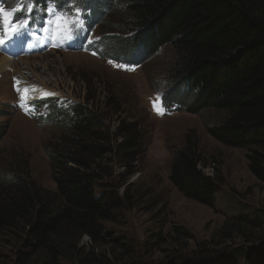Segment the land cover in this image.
I'll list each match as a JSON object with an SVG mask.
<instances>
[{
    "label": "trees",
    "instance_id": "16d2710c",
    "mask_svg": "<svg viewBox=\"0 0 264 264\" xmlns=\"http://www.w3.org/2000/svg\"><path fill=\"white\" fill-rule=\"evenodd\" d=\"M97 1L90 6L98 28L116 10L101 29L116 35L106 37L109 43H128L131 51L148 56L167 46L175 50L178 79L196 93L187 111L223 114L218 124L207 126L208 134L226 147L246 150L249 171L264 185V0H99L102 7ZM20 6L13 17L19 22L29 16L26 3ZM110 101L112 107L90 95L71 108L52 105L47 122L60 135L46 153L55 190L40 184L28 163L0 185V246L8 241L16 247L13 264H112L105 249L107 226L146 193L129 183L141 172L146 135L141 122L123 118L115 97ZM172 155V186L213 208L223 180L204 174L196 132ZM243 211L226 220L219 241L208 246L193 249L194 238L173 226L170 234L155 235L150 247L176 246L162 264H264V211ZM237 241L244 243L233 247ZM114 243L125 254L133 250L126 238ZM220 254L228 261L214 263Z\"/></svg>",
    "mask_w": 264,
    "mask_h": 264
},
{
    "label": "rangeland",
    "instance_id": "374dc122",
    "mask_svg": "<svg viewBox=\"0 0 264 264\" xmlns=\"http://www.w3.org/2000/svg\"><path fill=\"white\" fill-rule=\"evenodd\" d=\"M21 1L10 0L5 11L12 12ZM70 2L80 7L83 15L87 6L91 7L92 0ZM97 2L101 7L105 6L103 2ZM115 11L112 10L102 20V25ZM102 25L94 27L92 36L95 41H102L99 51L88 49L87 53H60L58 49L36 52L21 58L27 60L34 70L24 76V80L14 77L11 81L9 74L0 75V185L22 164L28 163L33 177L46 189L55 190L46 153L48 144L55 142L60 135L58 129L47 122L52 105L61 110L59 100L63 101V106L72 107L85 104L86 96L94 95L112 107L114 104L110 99L115 97L116 104L126 112L123 118L136 119L144 126L146 142L141 172L129 183H134L136 189L146 193L136 205L118 213V223L107 226L109 235L105 249L112 264H162L176 246L150 247L155 235L162 233L164 236L171 233L173 226L182 227L194 238L191 247L199 249L200 245L208 246L213 240L218 242L225 221L243 213V208L264 211V185L249 171L247 151L226 147L207 132V126L218 124L223 114L206 111L196 116L187 111L196 93L188 90L178 79L175 50L167 46L154 56L140 50L131 51L128 43H109L107 36L113 38L116 35H106L101 30ZM14 34V31L8 33L7 39ZM8 52L15 54V50ZM15 60L18 65L19 59ZM18 84L42 88L44 94L52 97L45 101L50 106L48 118V114H41L43 120L36 118L34 113H30L31 108L25 109L24 99L18 108L21 98L15 86ZM105 94L110 95L104 97ZM110 126L114 128V124ZM193 131L200 139L204 174L223 180L213 208L186 199L169 181L172 152L182 148L185 136ZM116 238L129 240L132 252L125 254L114 243ZM84 243H89L88 238ZM232 243L236 247L244 242ZM99 251L95 250L94 255ZM14 252L16 247L3 241L0 264H13L11 256ZM221 255L214 257L213 262L228 261L229 256Z\"/></svg>",
    "mask_w": 264,
    "mask_h": 264
},
{
    "label": "snow or ice",
    "instance_id": "6c2138e0",
    "mask_svg": "<svg viewBox=\"0 0 264 264\" xmlns=\"http://www.w3.org/2000/svg\"><path fill=\"white\" fill-rule=\"evenodd\" d=\"M22 2L26 3L27 13H31L34 8L37 13H46V30H50L54 33L59 32L61 35L67 36L73 29L83 27L84 25L81 8L72 2L62 4L61 0H45L43 7L38 6L36 0H22ZM83 2L84 0H81V3ZM73 8L74 12L72 11ZM21 10L23 9L20 5L14 8L12 12H6L0 7V35H3L4 33L10 34L11 32L16 31L18 27H22L28 23V19L25 18L19 25L10 27L11 16L16 11ZM40 19L41 17L37 15V23L40 22ZM17 91L19 92L20 89H17ZM21 99H23V97H21Z\"/></svg>",
    "mask_w": 264,
    "mask_h": 264
},
{
    "label": "bare ground",
    "instance_id": "6f19581e",
    "mask_svg": "<svg viewBox=\"0 0 264 264\" xmlns=\"http://www.w3.org/2000/svg\"><path fill=\"white\" fill-rule=\"evenodd\" d=\"M15 60V59H14ZM17 61H13L4 56H0V75H8L11 78V81L14 77H19V79L24 80V76L32 73L34 70L29 66V62L27 60L19 59V64ZM37 88V87H36ZM38 90L43 92L42 88H37ZM46 94L44 92L38 97H45Z\"/></svg>",
    "mask_w": 264,
    "mask_h": 264
}]
</instances>
